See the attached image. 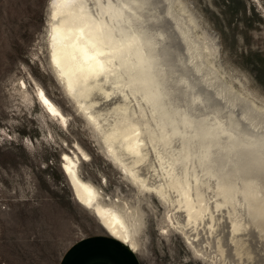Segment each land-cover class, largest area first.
Listing matches in <instances>:
<instances>
[{"label": "rangeland", "instance_id": "obj_1", "mask_svg": "<svg viewBox=\"0 0 264 264\" xmlns=\"http://www.w3.org/2000/svg\"><path fill=\"white\" fill-rule=\"evenodd\" d=\"M48 1L0 0V264H57L64 252L83 237L110 236L74 196L63 168L64 154L79 158L80 178L101 192L105 203L129 208L138 218V248L133 254L141 264H212L195 251L176 224H169L167 216L173 213L169 211L174 203L116 164L107 153V143L99 129L56 78L42 40ZM153 2L156 10L151 3L143 12V21L134 20V24L147 27L152 34L164 32L165 38L159 40L162 47L156 51L161 65L155 66L154 73L165 81L158 91L169 92L166 99L180 106V117L171 118L170 129L160 121L157 109L146 102L153 90L145 80L132 76L138 64L130 58V49L118 56L124 77L130 79V103L120 112L122 138L147 131L148 152L144 159L154 157L158 176L152 168L144 167L143 177L149 178L147 182L154 177L170 183L173 196L187 193L200 176L194 200L180 206H185L186 211L181 209L178 218L172 217L173 222L179 220L187 228L188 212L194 218L200 217L204 209L199 208L206 201L217 227L209 236L205 231L211 226L207 228L202 222L198 243L214 253L220 241L225 250L224 264H264V246L260 244L264 243V229L252 225L258 222L255 210L261 206L264 210V119L251 115L247 107L252 103L257 112L264 110V0ZM22 79L27 84V95L21 88ZM35 81L66 116V124L49 115L37 101ZM230 88L233 95L227 91ZM200 94L206 95L204 100ZM117 96L113 93L109 102ZM116 103L105 107L107 115L113 114ZM185 114L196 121L195 127L198 120L199 127L206 122V133L199 131L193 143L181 146L180 138L189 129ZM217 132L224 134L219 136ZM209 141L217 145H209ZM213 153H222L227 160L225 174L218 171V176L231 185V192H221L220 180L207 166ZM215 154L212 156L217 162L219 156ZM252 185L261 187V191L257 188L252 192ZM241 218L250 221L246 228L253 233L247 235V229L238 232L237 236L249 239L250 244L246 242L236 253L231 250L235 244L230 235L231 221L239 224Z\"/></svg>", "mask_w": 264, "mask_h": 264}, {"label": "bare ground", "instance_id": "obj_2", "mask_svg": "<svg viewBox=\"0 0 264 264\" xmlns=\"http://www.w3.org/2000/svg\"><path fill=\"white\" fill-rule=\"evenodd\" d=\"M154 1L158 2L159 0ZM151 3H154L153 0H49L46 9L47 24L45 26L44 34L42 37L44 46L47 51L48 64L50 65L58 81L62 84L66 93L70 95L80 105L87 118L89 120H92L96 127L99 129L100 135L107 143V153L112 157L116 164L120 166L125 172L130 173L134 177V179L139 180L141 183L149 184V186H153L155 188V191L166 201H172L174 205L169 212L172 211L173 213L167 216L169 224L171 226L176 224V227L180 228L184 232L185 236H187L188 238V241L193 245L195 251H197L203 259L211 262L212 264H224L225 260L223 261V256L225 250L223 249V246L220 245V241H218L214 253L206 251L204 249V246L200 245L201 242L200 244L198 243V237L200 233L198 227L201 225L202 222H206L205 225H207V228L211 226L208 232L205 231V234H209V236L211 234L213 235L216 232L215 228L217 227V224L213 223L214 221H212L215 220V216H213V210L209 213L210 206H208L206 201L204 202V205L199 208L200 210L204 209L200 217L194 218L192 216V212H188L187 216L189 218V226L187 228L183 224H181V221L179 220L173 222L172 217L178 218V216H180L179 213H181L180 210H184V208H186L185 206H180L188 203V200H194V189L198 186V181L201 180L200 176L196 177V179L192 183V186L188 188L187 193L181 192L180 194H178V196H173L172 190L170 188V186L172 185L170 183L162 180L161 178L155 179L154 177L151 178L149 182H147L149 178L143 177L144 174L142 172L144 167L152 168L154 170V173L156 174L153 175L158 176V172L156 171L157 162L152 159L154 157L150 159H144L146 158L145 155L148 152L145 144V137L147 136V131L138 132L132 137H129L125 140L122 138L124 136L121 133V131L123 130V121L120 119V112H122L123 106L127 107V104L130 103L128 89L130 79L128 78V76L124 77L122 67L119 64L118 56L120 53H123L125 51H128L129 53L130 49L132 52L130 58L133 60L134 63L138 64L137 68L132 69V76L140 77V79H143V81L145 80L144 82H147V85H151V88L153 90V92L146 96L148 98L146 99V102H150V104L157 109L160 121H163L162 123L166 122V127L170 129H173V127H171V118L173 119L177 116L180 117V115H178V113L181 111L180 106H177L176 104L173 105L171 104V102L168 101V98L166 99L165 95L166 93L169 94V92L165 91V89L158 91L160 86L162 87L165 81L154 73L155 66L161 65L160 58L158 57L159 55L157 52L159 49L158 46L162 47L160 45L161 41L159 40L165 38L163 34L164 32L159 30L158 32H154V34H152L149 32V29L147 27L144 28L142 26H137L134 24V20H136L137 22H139V20L143 21V18L146 17V14H143V12L148 9V6L152 5ZM153 7L155 8V5L152 6V8ZM155 18L156 20H158V16H155ZM120 41L122 43H120ZM124 42H126V44ZM137 47L139 49L136 50L135 48ZM189 50H191V48ZM35 86L36 88H34V96L45 109V111L49 115L51 114L57 117V119L61 123L66 124V116L45 94L43 88L39 86L36 81ZM21 88L24 89L23 93L27 95L28 88L25 80L23 79L21 81ZM227 91H229L233 95L231 88ZM113 93H116V95H118L116 98H110V100H114L113 102H117L114 106L115 113L113 112L114 115H107V113L105 112V107H108V105L113 103L109 102V97ZM205 96L201 95V100H204L203 97ZM138 103L143 102L142 100H139ZM247 107L251 115H253L254 117L256 116L257 119H264V110L262 112H257L252 103H247ZM130 112L135 113V109L134 111L133 109H131ZM232 112H234V110H232ZM111 115L112 117H110ZM185 117L187 122L186 124H188L189 129L187 135H182L180 138L181 146L182 144L190 145V143H193L192 140L196 134L198 137L199 131L202 134L206 133V125L204 126L206 122L202 120L204 124L202 123V127H199L201 122H198V120V127H196L199 130H197L194 126L196 124V121L191 119L192 116L185 114ZM194 119L196 120V118ZM214 124L216 125V123ZM209 126H211L212 128V125L209 124ZM143 127L144 130H146V127L144 125ZM216 127L214 129H216ZM225 128L226 127H224V129ZM209 129L210 127L208 128V130ZM220 130L222 131V129ZM221 134H219V136ZM256 140L258 141V139ZM256 140L252 141L256 142ZM219 141L217 140V142ZM208 143L209 145H211L212 142L209 141ZM219 143H221V141ZM242 143L244 145V142ZM261 143L263 142L261 141ZM78 150L83 156H87L80 147H78ZM214 154L215 153H213L212 155ZM212 155L209 158L210 164L207 163V166L213 169L212 176L220 180V183L223 186V191H221L222 193L231 192V185L225 183L224 180L218 176L219 174H221L222 176L223 174H225L226 169L223 167L226 158H224L222 153L218 155L215 154V156H219L218 161L216 162V157L214 158V156ZM242 156L243 155H241V157ZM62 162L63 168L71 184L76 199L96 216L99 223L108 232V234L126 243L133 250H137L138 241L136 236L138 234L139 220L135 216V214H133V212H131L129 208L123 209L114 202L105 203L101 192H99L93 185L88 182H84L80 178L79 158L76 155H74V157H70L67 154H64ZM217 163H219V165L221 166L218 167V165L216 167ZM249 163L247 162V164ZM241 164L240 166H242ZM218 171L220 172L219 174ZM149 175H151V173ZM248 178L250 177H247V179ZM261 180H263V178ZM252 183H254V181ZM255 185L259 186L258 182ZM246 187L248 188V186ZM254 187L255 186L252 187V192L253 189L257 190L258 188L260 190L261 188ZM261 193L264 194L262 191ZM259 198L261 199V197ZM259 201L257 200L256 202L259 203ZM262 203L260 202V204ZM249 204L252 205V202H249ZM253 205L252 208L254 207ZM261 209H263L262 206L261 208H259V210H255L254 213L255 219L258 220V222L252 224L254 225L255 229H258V227L264 229V210L261 211ZM184 211H186V209ZM239 222L240 223L238 224V222L234 219L231 221L230 235H232L235 240V244L231 246V250L235 249L234 251L236 253H238L239 247L241 249L245 245V243H248L249 241V239L241 240L239 236H237V234L242 229H244L245 231L247 229L246 223L250 224V221L241 218ZM247 230V235H249V232L251 234L253 233L251 232L252 229L250 227ZM262 231L264 232V230ZM248 244H250V242ZM260 244L262 247L264 246L263 242H260ZM261 255L262 260H264V249Z\"/></svg>", "mask_w": 264, "mask_h": 264}, {"label": "crops", "instance_id": "obj_3", "mask_svg": "<svg viewBox=\"0 0 264 264\" xmlns=\"http://www.w3.org/2000/svg\"><path fill=\"white\" fill-rule=\"evenodd\" d=\"M133 251L112 235L95 234L74 242L57 264H141Z\"/></svg>", "mask_w": 264, "mask_h": 264}]
</instances>
